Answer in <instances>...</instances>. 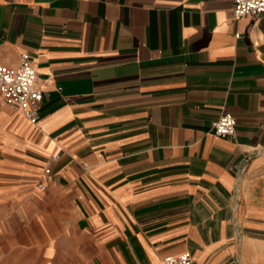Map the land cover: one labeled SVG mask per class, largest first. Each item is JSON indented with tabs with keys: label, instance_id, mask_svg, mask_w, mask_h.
Instances as JSON below:
<instances>
[{
	"label": "crops",
	"instance_id": "0c3cea01",
	"mask_svg": "<svg viewBox=\"0 0 264 264\" xmlns=\"http://www.w3.org/2000/svg\"><path fill=\"white\" fill-rule=\"evenodd\" d=\"M234 9L0 0V66L42 90L36 126L0 101V262L264 264V15Z\"/></svg>",
	"mask_w": 264,
	"mask_h": 264
},
{
	"label": "built area",
	"instance_id": "2783aa9c",
	"mask_svg": "<svg viewBox=\"0 0 264 264\" xmlns=\"http://www.w3.org/2000/svg\"><path fill=\"white\" fill-rule=\"evenodd\" d=\"M235 5L234 16L242 19L248 16L264 15V0H232ZM0 101L19 110L31 125L38 123V113L42 102V90L38 86L37 74L27 55H22L17 68L0 66ZM237 123L230 113H224L213 124V133L217 137L235 139ZM48 173V169L45 170ZM39 190L46 188L44 182L37 184ZM161 264H194L190 252L169 254L162 258Z\"/></svg>",
	"mask_w": 264,
	"mask_h": 264
},
{
	"label": "rangeland",
	"instance_id": "374dc122",
	"mask_svg": "<svg viewBox=\"0 0 264 264\" xmlns=\"http://www.w3.org/2000/svg\"><path fill=\"white\" fill-rule=\"evenodd\" d=\"M1 211V210H0ZM2 231L4 229H8L9 225H2ZM16 227V226H15ZM1 232V229H0ZM1 260V258H0ZM0 264H39V258L34 257L31 252L30 253H21L20 251L17 253H12L11 256H2V261Z\"/></svg>",
	"mask_w": 264,
	"mask_h": 264
}]
</instances>
